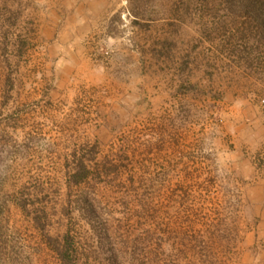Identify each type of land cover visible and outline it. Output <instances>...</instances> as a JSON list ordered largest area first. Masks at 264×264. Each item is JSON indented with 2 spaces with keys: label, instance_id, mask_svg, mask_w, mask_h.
I'll list each match as a JSON object with an SVG mask.
<instances>
[{
  "label": "rangeland",
  "instance_id": "374dc122",
  "mask_svg": "<svg viewBox=\"0 0 264 264\" xmlns=\"http://www.w3.org/2000/svg\"><path fill=\"white\" fill-rule=\"evenodd\" d=\"M242 7L0 0V264H264V22Z\"/></svg>",
  "mask_w": 264,
  "mask_h": 264
},
{
  "label": "trees",
  "instance_id": "16d2710c",
  "mask_svg": "<svg viewBox=\"0 0 264 264\" xmlns=\"http://www.w3.org/2000/svg\"><path fill=\"white\" fill-rule=\"evenodd\" d=\"M229 4L234 5H241L243 7L249 5L252 6V11H254V8H258L257 12L254 13V18L256 19L257 23L259 24L261 21L264 22V0H225ZM206 2V0H202V3ZM242 7V8H243ZM241 8V9H242ZM249 11V9H247ZM264 34V30H262ZM186 89H181L182 93H187ZM85 168V167H84ZM78 179L76 181H81L85 176L84 173L82 175L76 174Z\"/></svg>",
  "mask_w": 264,
  "mask_h": 264
}]
</instances>
